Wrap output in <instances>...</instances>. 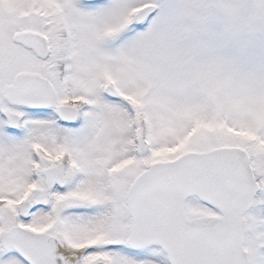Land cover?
Masks as SVG:
<instances>
[{"label":"snow or ice","instance_id":"snow-or-ice-1","mask_svg":"<svg viewBox=\"0 0 264 264\" xmlns=\"http://www.w3.org/2000/svg\"><path fill=\"white\" fill-rule=\"evenodd\" d=\"M264 0H0V264H264Z\"/></svg>","mask_w":264,"mask_h":264},{"label":"flooded vegetation","instance_id":"flooded-vegetation-1","mask_svg":"<svg viewBox=\"0 0 264 264\" xmlns=\"http://www.w3.org/2000/svg\"><path fill=\"white\" fill-rule=\"evenodd\" d=\"M254 200L258 201L247 211L245 215H253L256 211H262V217L264 220V194L257 193L254 197ZM264 230V225H263Z\"/></svg>","mask_w":264,"mask_h":264},{"label":"rangeland","instance_id":"rangeland-1","mask_svg":"<svg viewBox=\"0 0 264 264\" xmlns=\"http://www.w3.org/2000/svg\"><path fill=\"white\" fill-rule=\"evenodd\" d=\"M253 216H255L258 220H263L262 211H256ZM260 230H263V225H261Z\"/></svg>","mask_w":264,"mask_h":264},{"label":"water","instance_id":"water-1","mask_svg":"<svg viewBox=\"0 0 264 264\" xmlns=\"http://www.w3.org/2000/svg\"><path fill=\"white\" fill-rule=\"evenodd\" d=\"M255 197V196H254ZM251 207H249L246 211H245V214L247 213V211L250 209Z\"/></svg>","mask_w":264,"mask_h":264}]
</instances>
